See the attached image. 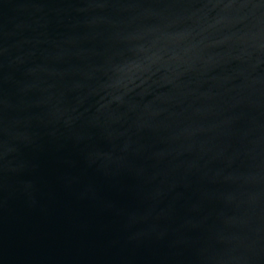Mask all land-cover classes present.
<instances>
[{
    "label": "water",
    "instance_id": "95a60500",
    "mask_svg": "<svg viewBox=\"0 0 264 264\" xmlns=\"http://www.w3.org/2000/svg\"><path fill=\"white\" fill-rule=\"evenodd\" d=\"M0 264H264V0H0Z\"/></svg>",
    "mask_w": 264,
    "mask_h": 264
}]
</instances>
